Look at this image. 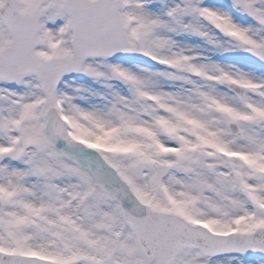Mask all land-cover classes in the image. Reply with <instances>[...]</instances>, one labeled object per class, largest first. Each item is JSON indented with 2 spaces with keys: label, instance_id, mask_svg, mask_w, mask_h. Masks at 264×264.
Segmentation results:
<instances>
[{
  "label": "snow or ice",
  "instance_id": "6c2138e0",
  "mask_svg": "<svg viewBox=\"0 0 264 264\" xmlns=\"http://www.w3.org/2000/svg\"><path fill=\"white\" fill-rule=\"evenodd\" d=\"M0 264H264V0H0Z\"/></svg>",
  "mask_w": 264,
  "mask_h": 264
}]
</instances>
